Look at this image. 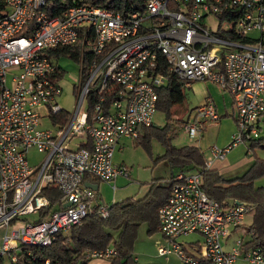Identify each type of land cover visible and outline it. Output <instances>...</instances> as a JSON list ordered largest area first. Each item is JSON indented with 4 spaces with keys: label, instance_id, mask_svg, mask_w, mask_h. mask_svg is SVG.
Instances as JSON below:
<instances>
[{
    "label": "built area",
    "instance_id": "built-area-1",
    "mask_svg": "<svg viewBox=\"0 0 264 264\" xmlns=\"http://www.w3.org/2000/svg\"><path fill=\"white\" fill-rule=\"evenodd\" d=\"M46 2L6 0L7 12L0 17V264L4 258L25 264L17 252L31 256L30 247L49 246L58 233H67L89 215L109 217V204L99 203L84 179L91 175L113 182L128 175L125 166L113 164L114 148L119 139H135L141 127L153 122L157 89L166 82L161 69L184 83H218L231 95L236 130L226 146L209 148L205 169L240 144L250 156L249 144L261 136L264 0H142L123 11L76 0L53 16L43 9ZM209 16L218 20L217 29L207 24ZM221 28L228 31L221 33ZM254 30L258 37L250 35ZM75 45L79 81L85 82L81 80L75 107L62 122L59 115L67 110L57 102L62 87L48 50ZM87 52L100 60L85 65ZM116 86L115 98H98L90 122L89 89ZM42 117L52 127L39 128ZM194 118L182 127L190 136L219 119L212 98L197 108ZM32 147L43 154L38 167L26 158ZM50 184L61 192L53 202L44 194ZM245 213L243 204L224 207L209 197L199 170L178 172L157 212L160 232L168 240L157 252L176 254L181 264H264L263 249L245 245L250 236L241 230ZM238 230L241 236L231 246L230 237ZM192 233L202 240L177 241ZM112 253L110 247L85 257L107 259ZM28 264L63 263L32 256Z\"/></svg>",
    "mask_w": 264,
    "mask_h": 264
},
{
    "label": "trees",
    "instance_id": "trees-1",
    "mask_svg": "<svg viewBox=\"0 0 264 264\" xmlns=\"http://www.w3.org/2000/svg\"><path fill=\"white\" fill-rule=\"evenodd\" d=\"M83 2L106 7L114 11H123L132 2L142 0H82ZM76 0H47L43 9L49 16L59 14L66 10ZM7 12L6 0H0V17ZM31 27V26H30ZM26 31V30H25ZM226 33L227 29H219V32ZM79 45L63 48H53L48 50L49 55L68 54L78 60ZM101 56H94L91 52L85 55L84 63L100 60ZM59 77L63 72L59 69ZM165 74L166 82L157 89L156 111H161L166 119V124L162 128L155 127L153 122L149 126L140 128L139 135L135 138L149 153L150 136L156 135L165 146V153L157 159L167 160L171 167L177 168L179 172H188L193 169L199 170L203 179V189L207 195L224 207L229 205L243 204L246 212L252 213L251 222L247 226V233L250 234L249 240L245 243L246 247H261L264 251V188L255 186L254 180L264 175V157L255 156L256 149H264V130L262 127L261 136L249 144L251 157L254 156L252 164L247 170L238 177L225 179L217 169H205V156L203 151L195 145L173 146L166 137L165 130H169L173 125L172 107L176 102H181L183 81L175 78L171 74L161 69ZM86 75V74H85ZM119 87H114L111 91L104 89H89L86 97L88 105V120H93V107L100 96H106L107 100L116 97ZM68 111L62 112V122L68 116ZM174 123V122H173ZM184 121L177 120V126L181 129ZM174 126V134L176 130ZM176 175V174H175ZM170 175L167 182L152 181L149 184L148 192L140 197H126L121 201L109 204V217L101 218L95 214L89 215L80 225L72 227L67 233L60 232L49 246L30 247L31 256L36 260L50 258L61 263L80 262L86 264L85 255L87 252L105 250L113 247L112 253L107 260L110 264H139L131 253V247L136 237L137 227L141 223H146L148 232L159 230L157 212L159 207L167 200L174 184V176ZM51 202L60 196L61 192L53 185H47L44 189ZM26 250L17 252L19 262L29 263L26 257ZM18 264V263H17Z\"/></svg>",
    "mask_w": 264,
    "mask_h": 264
},
{
    "label": "rangeland",
    "instance_id": "rangeland-1",
    "mask_svg": "<svg viewBox=\"0 0 264 264\" xmlns=\"http://www.w3.org/2000/svg\"><path fill=\"white\" fill-rule=\"evenodd\" d=\"M207 24L212 30L218 28V20L214 16H209L206 19ZM250 35L258 37L260 32L254 30ZM54 63L57 64L63 75L59 78V83L62 87L61 94L57 97V102L65 110L72 112L75 107V102L78 97L77 91L81 80L79 81L80 65L77 60L68 54L50 55ZM7 83H11V73L7 75ZM183 97L181 102H176L172 107L173 122L169 130H165L168 141L173 146L195 145L198 146L204 153L205 158H209V148L211 146L224 147L229 141L233 132L236 130L234 122V114L236 113L235 106L231 103V97L218 83L196 80L190 83L182 84ZM230 97V99H229ZM207 98H213L217 105V114L219 119L216 121H207L199 130V133L194 136L188 135L183 128L177 126V120H182L187 123L194 121V115L197 113V107L202 105ZM226 107L227 114H225ZM82 109H85L83 104ZM196 121H201L197 115ZM153 124L155 127L162 128L166 124V119L161 111H156L153 116ZM176 130L174 134V126ZM52 127V123L47 117L40 119L39 128ZM264 130V127H263ZM262 132V130H261ZM78 138L74 139L77 142ZM149 153L136 139L123 138L121 139L115 153L114 163L123 164L130 170V175L124 180L118 179L115 182V192L111 188V183L103 180H98L99 188L94 191L99 198L98 202L103 205H108L112 200L117 199L121 201L123 198L132 197L140 198L144 196L149 190V184L152 181H161L166 183L169 176L177 171L172 168L167 160L157 159L165 153V146L161 140L154 134L150 136ZM255 156L264 157V149H256ZM26 158L30 165L38 167L43 158V154L39 153L35 147L29 148L26 151ZM227 163L225 167H221L220 174L225 179H231L241 176L247 168L252 164L254 156H249L246 152V145L240 144L230 152L227 153ZM244 159H246L244 161ZM195 169L188 171L192 172ZM114 183V182H112ZM255 186H262L264 188V175L254 180ZM35 218L34 215L28 216ZM252 213L246 212L241 225V230L246 229L251 222ZM241 230L233 233L230 237L231 246L234 240L241 236ZM1 237V233H0ZM201 241L202 237L197 233H192L188 236L178 237V242H194ZM168 240L162 235L159 230L148 232L146 223H141L137 227L136 237L131 247V253L139 264H181L179 257L176 254H169L161 256L158 254V247L165 246ZM230 246V247H231ZM230 250V248H226ZM4 264H9L8 260L4 258ZM247 264V263H244Z\"/></svg>",
    "mask_w": 264,
    "mask_h": 264
},
{
    "label": "crops",
    "instance_id": "crops-1",
    "mask_svg": "<svg viewBox=\"0 0 264 264\" xmlns=\"http://www.w3.org/2000/svg\"><path fill=\"white\" fill-rule=\"evenodd\" d=\"M227 92V91H226ZM229 94V93H228ZM230 95V94H229ZM230 97H231V95H230ZM230 97H229V99H230ZM213 99V98H212ZM213 101H214V99H213ZM231 103H232V100H231ZM214 104H215V108H216V111H217V105H216V102L214 101ZM198 108V107H197ZM224 109H225V114H227V110H226V107L224 106ZM196 115V114H195ZM194 115V116H195ZM219 116V115H218ZM234 122H235V118H236V113L234 114ZM261 126L262 127H264V113H263V115H262V119H261ZM120 141H121V139H119V141H118V143L116 144V146H115V148H114V152H113V158H112V161H113V164L116 166V167H119V166H124L123 164H118V163H114V153H115V151H116V149H117V147H118V145H119V143H120ZM227 156V155H226ZM246 159H244V161H245ZM227 161V158L225 157V159H223V160H217V161H215L213 164H212V166H211V168L212 169H220L221 167H223V169L224 168H226L224 165V163H227L226 162ZM126 167V166H125ZM127 168V167H126ZM172 168H174V167H172ZM177 169V168H176ZM127 170H128V175H130V170L127 168ZM179 171H178V169H177V171L175 172V173H173V174H171V175H175L176 173H178ZM218 172L220 173L221 171L220 170H218ZM127 175V176H128ZM126 176V177H127ZM170 177V176H169ZM122 178H125V175H118L117 177H116V179L113 181L114 183L118 180V179H120V180H124V179H122ZM98 180H100V179H98V178H96V177H93V176H91V175H86V177H85V179H84V181H85V183H87V182H90V183H92L94 186L93 187H96V189H93L94 191H96V190H98V188H99V182H98ZM110 183H112V182H110ZM116 190V189H115ZM115 192V191H114ZM134 197V196H133ZM96 198L99 200V198L96 196ZM115 201H118L117 199H115L114 198V200H112V202L111 203H113V202H115ZM99 203H101V202H99ZM110 203V204H111ZM168 243V242H167ZM167 245V244H166ZM137 259V258H136ZM86 264H110V262L107 260V259H104V258H92V259H89L87 262H86Z\"/></svg>",
    "mask_w": 264,
    "mask_h": 264
},
{
    "label": "water",
    "instance_id": "water-1",
    "mask_svg": "<svg viewBox=\"0 0 264 264\" xmlns=\"http://www.w3.org/2000/svg\"><path fill=\"white\" fill-rule=\"evenodd\" d=\"M85 185L89 186L92 189H96V187H93L94 185L90 182L85 183Z\"/></svg>",
    "mask_w": 264,
    "mask_h": 264
}]
</instances>
